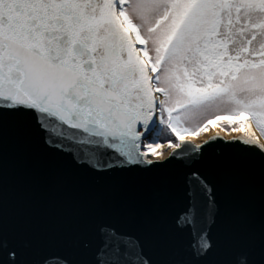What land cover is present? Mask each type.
Here are the masks:
<instances>
[{
    "label": "snow or ice",
    "instance_id": "6c2138e0",
    "mask_svg": "<svg viewBox=\"0 0 264 264\" xmlns=\"http://www.w3.org/2000/svg\"><path fill=\"white\" fill-rule=\"evenodd\" d=\"M262 136L264 0H0V264H264Z\"/></svg>",
    "mask_w": 264,
    "mask_h": 264
},
{
    "label": "water",
    "instance_id": "95a60500",
    "mask_svg": "<svg viewBox=\"0 0 264 264\" xmlns=\"http://www.w3.org/2000/svg\"><path fill=\"white\" fill-rule=\"evenodd\" d=\"M223 137L225 136L221 134V137L218 138V140H220L219 143L209 141V143L212 144V147H210L207 151L208 157L209 159L219 163V174L221 179L229 182L237 181L242 183L244 179V172L240 165L236 162V153L238 150L228 148L223 142ZM77 184V181L69 177L64 185H54L45 188L41 194L49 200H56L68 192L75 191ZM128 195L135 197L140 204H143L144 201L152 195V193L151 190H145L141 193H131ZM171 206L170 193L164 191L161 207L164 210H170ZM121 222L128 226H135L137 223V217L126 214L121 218ZM3 243V241H0V245H3Z\"/></svg>",
    "mask_w": 264,
    "mask_h": 264
},
{
    "label": "bare ground",
    "instance_id": "6f19581e",
    "mask_svg": "<svg viewBox=\"0 0 264 264\" xmlns=\"http://www.w3.org/2000/svg\"><path fill=\"white\" fill-rule=\"evenodd\" d=\"M219 130H220L219 127H217V128H213V127H212V128H210V129H208L207 132H205V133H201L200 135H198V136L196 137V141H197V142H200V141H203V140H207L208 137L214 135V133H215L216 131H219ZM253 130L256 132V135H257V136H260V135H261L260 132L257 130V128L254 127ZM221 134L224 135V136L235 135L234 133H231V132H229V131H227V130H225V131L222 132ZM261 139L264 140L263 137H261Z\"/></svg>",
    "mask_w": 264,
    "mask_h": 264
},
{
    "label": "rangeland",
    "instance_id": "374dc122",
    "mask_svg": "<svg viewBox=\"0 0 264 264\" xmlns=\"http://www.w3.org/2000/svg\"><path fill=\"white\" fill-rule=\"evenodd\" d=\"M210 128H212V127H211V126H209V129H210ZM257 130L259 131V129H258V128H257ZM201 133H205V132H201ZM201 133H200V134H201ZM200 134H199V135H200ZM262 137L264 138V136H262Z\"/></svg>",
    "mask_w": 264,
    "mask_h": 264
}]
</instances>
